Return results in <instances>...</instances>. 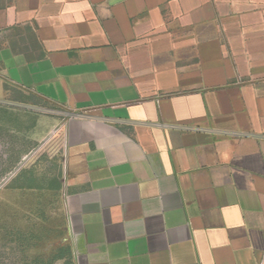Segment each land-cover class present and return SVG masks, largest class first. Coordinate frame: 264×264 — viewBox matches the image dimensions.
<instances>
[{
  "label": "crops",
  "instance_id": "obj_1",
  "mask_svg": "<svg viewBox=\"0 0 264 264\" xmlns=\"http://www.w3.org/2000/svg\"><path fill=\"white\" fill-rule=\"evenodd\" d=\"M10 88L55 110L71 264H264V0H0Z\"/></svg>",
  "mask_w": 264,
  "mask_h": 264
},
{
  "label": "rangeland",
  "instance_id": "obj_2",
  "mask_svg": "<svg viewBox=\"0 0 264 264\" xmlns=\"http://www.w3.org/2000/svg\"><path fill=\"white\" fill-rule=\"evenodd\" d=\"M54 109L19 89H0V264L69 260L62 211L63 147L34 129Z\"/></svg>",
  "mask_w": 264,
  "mask_h": 264
},
{
  "label": "trees",
  "instance_id": "obj_3",
  "mask_svg": "<svg viewBox=\"0 0 264 264\" xmlns=\"http://www.w3.org/2000/svg\"><path fill=\"white\" fill-rule=\"evenodd\" d=\"M63 254V253H62ZM61 256V255H60ZM64 264H71L70 260L65 262Z\"/></svg>",
  "mask_w": 264,
  "mask_h": 264
}]
</instances>
